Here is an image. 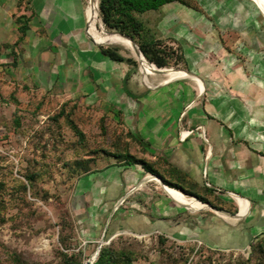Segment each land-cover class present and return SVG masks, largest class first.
Returning a JSON list of instances; mask_svg holds the SVG:
<instances>
[{"label":"crops","instance_id":"1","mask_svg":"<svg viewBox=\"0 0 264 264\" xmlns=\"http://www.w3.org/2000/svg\"><path fill=\"white\" fill-rule=\"evenodd\" d=\"M88 1L0 0V81L44 85L46 71L53 78L54 71L73 69L78 61L90 78L80 77L82 83L99 86L97 101L118 122L105 135L116 140L107 150L117 156L100 154L96 169L83 174L74 190L73 211L83 232L159 233L222 250L247 248L264 233V115L255 107L261 95L255 103L251 80L235 77L221 35L177 1L140 18L150 31L147 40L176 41L187 69L201 81L183 76L131 86L127 67L113 70L125 63L108 61L88 39L95 40ZM245 38L252 43L249 34ZM197 39L201 49L191 46ZM127 154L156 173L129 163ZM153 175L181 195H200L228 213L239 212L237 198L243 199L247 211L234 217L199 204L190 209Z\"/></svg>","mask_w":264,"mask_h":264},{"label":"rangeland","instance_id":"2","mask_svg":"<svg viewBox=\"0 0 264 264\" xmlns=\"http://www.w3.org/2000/svg\"><path fill=\"white\" fill-rule=\"evenodd\" d=\"M84 1L86 6L88 0ZM192 1L195 5L186 7L202 15L206 23L203 26L221 35L231 65L237 68L235 77L251 80L249 92L252 93L251 88L256 91L255 103L256 96L261 95L255 107L264 115V15L253 0ZM151 11L155 10L145 12ZM98 13L96 7L98 34L120 39L111 44L102 42V46L116 47L136 62L133 66L113 64V68L117 67L114 72L127 67L131 86H153L170 78L166 77V69H187L176 41L168 37L155 40L173 51L169 64L159 70L144 57L140 59L125 50L120 41L126 38L105 31ZM149 32L147 29L144 34L146 40ZM247 34L252 43L245 38ZM197 43L198 39L191 46L201 49L202 44L200 47ZM77 65L54 71L53 78L46 71L44 85L0 81V264H83L95 258L100 240L102 245L111 241L114 249L129 252L131 264H264V244L262 249L251 252L250 245L245 249L222 250L159 233L122 232L111 237H93L83 232L84 226L77 221L72 204L76 200L75 187L82 177L78 176L81 169L74 166V160L85 149L109 147L111 141L100 127L103 125L105 133L114 131L118 122L107 116V110L97 101L99 86L95 89L82 83L80 77L89 75ZM61 108L64 112L59 115ZM71 121L85 133L84 144H79Z\"/></svg>","mask_w":264,"mask_h":264},{"label":"trees","instance_id":"3","mask_svg":"<svg viewBox=\"0 0 264 264\" xmlns=\"http://www.w3.org/2000/svg\"><path fill=\"white\" fill-rule=\"evenodd\" d=\"M177 1L185 6H193L195 5L192 0H98L97 8L98 15L102 20L103 25L106 29L114 32H119L130 37L134 42L138 44L139 49L141 50L142 56L156 67H164L169 64L168 59L173 55V51L170 47H166L164 45H160L157 41H147L144 34L146 32V27L143 21L140 18V14L149 9H158L163 4ZM264 2V0H262ZM19 21V17L17 18ZM25 25H20L19 31L22 37L24 34ZM111 32V33H114ZM117 36V33H114ZM18 38V39H19ZM98 49L101 54L106 56L108 59L114 62H123L128 65H135L136 62L134 59L130 57H126L119 52V49L112 46H102L99 45ZM15 60V54L12 55ZM129 74L126 73L125 80H127ZM126 93L130 95V92L126 90ZM63 108L58 112L59 115L63 114ZM103 120V119H102ZM103 122V121H101ZM70 127L74 131V133L78 136L79 144H84L85 133L79 129V127L73 122H70ZM102 134L105 136V129L103 125L100 127ZM116 140L112 139L109 146H115ZM109 147H100V148H92L85 149V153L82 156L76 158L74 160V166L81 169V176L85 173L93 171L96 169V160L100 154L106 155H114L116 154L110 153L107 149ZM128 158V162H137L142 164L147 170L152 173H156V171L144 160L137 159L133 156L126 155ZM165 182V181H164ZM208 191V189H207ZM210 192V191H209ZM203 202H209L216 208L219 206L213 204L205 197L200 195L197 196ZM161 237V236H160ZM264 244V233L258 236L251 244V252H253L256 248L262 249V245ZM67 256L66 254H63ZM72 255H69L71 258ZM67 263L70 260L66 257L65 260ZM127 263L131 264L130 253L125 249H114L111 245V241L108 244L101 245L99 252L93 261L92 264H122ZM70 264H82L80 262H73Z\"/></svg>","mask_w":264,"mask_h":264},{"label":"bare ground","instance_id":"4","mask_svg":"<svg viewBox=\"0 0 264 264\" xmlns=\"http://www.w3.org/2000/svg\"><path fill=\"white\" fill-rule=\"evenodd\" d=\"M253 1L256 3V5H257L258 9L260 10V12L264 15V3L261 0H253ZM89 3H90V5H89V9H90V24L89 25H90V28H91L92 35L95 38V41L100 42V43L105 42V43H109V44L119 41L120 39L104 38V37H102L101 35L98 34L97 30L95 29V26H96L95 25V20H96V17H97L96 16L97 0H89ZM120 44L125 50L129 51L133 56L142 59V57H143L142 54L137 52L136 48L132 45V43L128 39H125L123 41L121 40ZM166 71H167L166 77H170L168 79H172V78H175V77H183V76L192 78V76H190V75L179 74L177 71H174V70H171V69H166ZM164 80H167V79L165 78ZM166 189H167V191L171 194V196L175 200L186 204L188 207H196V206H198V204H202L203 207H206L205 204L197 201L196 199H193V198H190V197H187V196H183L178 191H175V190H173V189H171L169 187H166ZM237 201H238V204H239V215L244 214L247 211V207H248L247 202L244 201L243 199H240V198H237ZM241 205H242V207H241ZM220 214L224 215L223 213H220Z\"/></svg>","mask_w":264,"mask_h":264},{"label":"water","instance_id":"5","mask_svg":"<svg viewBox=\"0 0 264 264\" xmlns=\"http://www.w3.org/2000/svg\"><path fill=\"white\" fill-rule=\"evenodd\" d=\"M97 4H98V0H97ZM104 30H105V31H108V30L106 29V27H104ZM112 32H114V31H112ZM114 33H117L118 35L123 36L124 38L128 39V40L132 43V45L136 48L137 52H138V53H142L141 50L139 49L138 45H137V44H136V43H135L130 37H128L127 35H125V34H123V33H119V32H114ZM87 37H88V39H89L94 45H96V46L102 45V43L95 41V40L92 39L91 37H89V36H87ZM158 68H159V67H158ZM180 69H181V68H180ZM159 70H160V68H159ZM159 70H158L157 72H162V71H159ZM183 70H184L188 75H190V76H192V77H195V78H198V79L201 81L200 77H198V75H196V74L193 73L192 71H190V70H188V69H183ZM169 80H171V79H167V80H165V81H163V82H167V81H169ZM153 177L156 178V179H158V180L161 182V179H160L159 176H157V175H153ZM161 184H162V186L164 187V189H166L167 186H166L163 182H161ZM190 198L196 199L197 201H199V202L205 204L206 207H209V208H211L212 210L217 211L218 213H223L224 215L234 216V217H235V216H239V215H238V214H239L238 211H237V213H233V214H232V213H228L227 211H222V210H220V209H217L216 207L210 205V204L207 203V202H202V201H200L197 197L190 196ZM122 199H123V198H122ZM183 205L187 206L186 204H183ZM102 242H103V240H100V241L98 242V245H97V247H96V250L94 251V256H95V258H96L97 254H98V252H99V249H100V247H101V245H102ZM95 258H93L92 261H90V260H86L83 264H92L93 261L95 260Z\"/></svg>","mask_w":264,"mask_h":264}]
</instances>
